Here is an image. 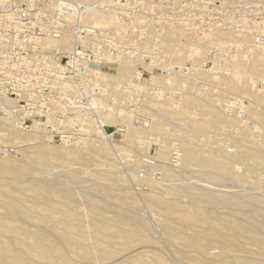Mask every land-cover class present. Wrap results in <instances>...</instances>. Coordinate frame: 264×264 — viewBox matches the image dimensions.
I'll return each instance as SVG.
<instances>
[{"label":"rangeland","instance_id":"374dc122","mask_svg":"<svg viewBox=\"0 0 264 264\" xmlns=\"http://www.w3.org/2000/svg\"><path fill=\"white\" fill-rule=\"evenodd\" d=\"M245 22L249 27L264 29V19L247 20ZM227 36L215 39L213 43L219 44L222 39L226 42H232L231 46H226L227 48L229 47V49L231 47V49H227L228 51L226 53L223 52L224 55L221 54L226 58L231 56L234 57L237 52V55L242 54L243 51L240 52L241 49L244 50L242 56L247 55L248 53L245 54L246 49L250 50L252 47L257 46L255 43L262 42L260 45L264 46V33L263 36H261L262 39L258 37L257 41V35H253V37L248 36V38L244 37L246 43H248V41L251 42L245 45V49L243 45L245 44L244 41L239 42V40H237L238 38L234 35L232 36L237 38H235V41L231 39L232 37ZM224 41H222V43ZM223 44H225V42ZM251 44L253 46H251ZM234 47L235 50L232 49ZM209 54L210 52H208L206 56L198 58L200 62H209L207 68L212 66L213 60L215 59L214 57H216L215 54L217 53L216 51L215 53L213 52L210 57ZM237 55H235V58L238 57ZM177 60L178 62L181 61V63L190 61L188 59L185 60V57L182 60L177 58ZM220 62L221 67L226 66L225 61ZM133 68L134 66L130 67L132 71L134 70ZM244 68H241V71L244 72L242 76L243 79L241 78L242 82L236 85H227L221 81L220 77H205L201 73L195 74V78L203 83L200 88L196 89L197 82L194 80L184 81L185 84L183 89L190 93H186L182 97V101L185 103L190 100V98H193L191 99L192 105H190L191 109L189 112H185L188 107L179 105V102H181L179 98H181L182 92L180 90L182 87H179L176 83L174 84V81L177 79L182 81L181 78L176 77L175 79H170L172 78L171 76L168 79L163 78L161 80V83H163L158 84L159 86L156 83L152 85L147 84L148 94L146 98L147 101H145L146 103L144 102V97L142 99L143 103L149 105L144 107V109L146 110L147 108L148 110L146 111L149 112L142 111L143 109L140 110L143 108L142 105L144 104H141L138 100L136 101L134 116L144 115L147 117V121H149L148 124H151L152 116L150 115L152 110L148 107H158L155 102L150 103L149 100H151L152 95L153 97L163 96L162 98H166L169 111L173 113H171L170 117H165L166 115L160 117L161 120L158 122L159 128L156 131H147L145 129L141 130L139 133H133L135 138H131L129 145L126 146L125 152L120 153L117 149L114 150L115 158H113V162L116 161L115 164L117 163L118 166L122 168L119 167L120 173L124 172L123 175L125 177L121 174L124 179L122 182L123 184H120L118 176L112 175L105 170V167H103L100 162H97L98 166L96 163L87 168L86 170L88 171H86L87 173L85 174V171H82V168H85L78 162H73V165L71 163V165L68 166H63L62 163L54 162L51 167L48 168L49 170L44 169L32 159H28L25 156L26 148H15L16 150L14 152L12 151L7 155L0 156V159L4 157L11 159L18 167L26 169L31 177L44 182L43 186H36L34 191L28 188V185L32 184H30L26 178L25 180L23 179V182L16 179V175L14 174H0V201L21 208L24 215L16 216L7 211L3 206H0V219L5 220V223L0 221V244L4 243L3 245H7L12 250L17 251L18 249L21 250V247L23 249L24 243L30 245L34 244L33 239L23 238V236L19 234V232L24 229L38 233L40 236H45V239H48V242L51 244L50 250L52 246H59V250L50 251V260L46 261L43 257L33 256V258L31 257L28 260V262L32 264H54L60 258V252L68 261H72L74 264H140L143 260L154 262V264H198V260H202L206 257L210 259L222 258L220 248L214 244L208 246V251L210 250L209 254L205 255L199 253V247L194 243V240L197 238L196 232L198 230V224H196L195 221H185L179 213H172L170 215V221H166L162 218L163 213L168 212L171 203H177L178 205L180 204L186 207L195 205L193 197L184 189V185H189L194 188L198 186L200 190L206 188L204 185H209L210 189L214 187V189L218 191L217 193H235L233 195L236 196L254 191L253 193H256L257 196L264 198L262 194L264 192V166H248L242 161L235 159L230 162V166L235 164L231 166V168L235 174L238 171L239 174L237 173L236 175L242 179L232 180L231 182V179L223 182H214L207 176L198 175L199 173L201 174V172L198 173L200 168L197 164H194L189 171V168L183 167V162L181 163L182 160L177 166L170 161L171 154L176 151L177 148L179 150L180 147L178 145L180 141L176 136H173L171 132L176 128L179 130H181L180 128L185 129V127L186 129L191 128L192 132H189L191 133L193 142L199 145L201 144L203 147L197 145L200 148H204L203 150L206 149L205 151L207 152L210 150V152L214 151L217 153L216 151H218V153H230L233 155L235 151L237 153V151L241 149H259L260 152L264 154V118L258 116V114H256V116L254 113L257 112L264 116V71L255 68ZM132 71H130V75ZM211 74L212 73H210L209 76H213V74ZM217 75L228 76L224 71ZM120 77L123 78V76ZM120 77L119 79H121ZM156 87L158 89H156ZM160 91L163 95H161ZM157 97L155 100L160 98ZM216 97L220 99L216 100ZM203 98H209L208 100L217 104L216 106L219 105L218 108L223 110V114H229H224L226 118H232L233 116L230 115L232 113L234 117L230 120H235L237 125L234 127L236 128L232 126L233 129H230L231 126L227 123L219 126L210 124V122L209 124L205 123L197 127L195 122H198V119L206 117V115L201 112V107L199 108L197 105L198 101ZM175 111H179V114ZM138 112L142 113L140 114ZM148 116H150V120ZM181 124H185L184 127H182ZM242 126L246 129L243 127L245 131L241 135H238L237 129L242 128ZM185 132H188V130ZM166 133L169 134L165 137ZM260 133L262 134L260 135ZM158 138L160 139L158 140ZM123 139L125 141L126 137L124 136ZM161 141L167 143L169 159L165 161V164L170 168L172 167L171 170L177 175L175 179L167 180L162 170L159 167H154L155 164L153 163L157 162ZM107 142L112 146L110 140H107ZM145 143L146 147L143 148ZM52 144L63 146L58 143ZM168 147L171 149L169 150ZM74 148L71 147L70 149L78 150L80 147H78V149L77 147ZM85 150L80 148L79 152L85 154L88 152ZM146 155L148 161L153 162L150 163L151 165L147 164L148 167H146L143 162ZM155 157L156 159H154ZM54 166L56 168L52 170ZM151 166H153V168ZM145 168H149V174H146L148 171H146ZM173 168L176 170L179 169L178 172H176L175 169L173 170ZM47 172L50 174L47 175ZM90 172H92L93 175L89 174ZM196 172L198 173L197 175ZM199 177L201 178V183L197 180ZM253 182H258L261 188L254 189L252 187ZM210 183L215 184L213 186ZM226 183L228 184L226 185ZM220 184L223 186H220ZM244 184L249 191H247ZM214 189H211V191H214ZM220 190L223 191L220 192ZM258 191L260 194H257ZM61 203H64L66 208H64ZM61 208H64L66 211L64 216L58 213V210ZM202 209L207 214H210L212 220L218 224H222L224 222L223 218H227L232 221L241 222L245 226H251L250 221L247 222V220L243 218V212L241 210L210 204H204ZM254 213L256 214L257 211H254ZM86 238L92 239L90 243L96 249L100 247L98 244L99 242L104 244L106 251L98 253L99 260L82 257L73 251L69 241L79 240L84 244L86 243ZM205 240L206 239L201 240V244H205ZM255 258V261H253L254 264H264V262L260 260V255H256ZM0 264L14 263L11 262L10 259L0 256Z\"/></svg>","mask_w":264,"mask_h":264},{"label":"built area","instance_id":"2783aa9c","mask_svg":"<svg viewBox=\"0 0 264 264\" xmlns=\"http://www.w3.org/2000/svg\"><path fill=\"white\" fill-rule=\"evenodd\" d=\"M103 15L115 26L97 24L94 16ZM262 19L264 0H0V117L61 145L81 144L102 129L107 140L124 143L130 126H150L146 116H134L147 84L175 74L200 88L194 73H220L216 58L231 46L223 39L211 44L209 57L218 55L207 68L196 56L177 63L180 55L169 54L164 37L183 30L192 44L217 32L240 41L257 35V41L264 29L245 21ZM48 40L58 45L49 47ZM124 60L134 64L130 77L119 84L105 76ZM106 115L113 120L106 123ZM7 150L0 147V156ZM180 161L177 149L171 162ZM143 162L151 163L147 155Z\"/></svg>","mask_w":264,"mask_h":264},{"label":"bare ground","instance_id":"6f19581e","mask_svg":"<svg viewBox=\"0 0 264 264\" xmlns=\"http://www.w3.org/2000/svg\"><path fill=\"white\" fill-rule=\"evenodd\" d=\"M94 20L97 24L105 26V27L110 26V28H111V27L115 26V22L112 20V18L107 17L106 15L94 16ZM227 35L232 37L231 39H234V41H235L236 37H233L230 34L217 32L215 35L208 38L207 42L206 41H200V42L198 41V42L192 44L190 39H186V38H188V34L186 32H184L183 30H179V31H173V32L169 33L166 37H164L162 39V45L167 49L169 54L180 55L177 57L179 60H182L184 57H186L187 59L188 58H194V56L200 58L202 56H206V54L209 51L210 44H213L215 42L214 41L215 39H219L220 37L223 38L224 36H227ZM229 36H227V37H229ZM246 37L248 38V36H246ZM249 39H251V38H249ZM237 40H239V39H237ZM69 41H70V37L67 36V37L63 38L61 43L65 46V48H68V46L70 44ZM243 41L245 43V44H243L244 49H245V45L248 43H251V42L248 41V43H246L245 42L246 39H244ZM239 42H240V40H239ZM230 43H232V42H230ZM195 44H196V47H194ZM252 44H251V46L254 45V44L253 45ZM258 44H260V43H258ZM47 45L49 47H56L58 45V43L55 41L48 40ZM228 49H229V47H228ZM232 49L235 50V47ZM240 49H241V47H240ZM227 51L228 50H226V52ZM238 51H239V49H238ZM242 51L244 53V50L241 49L240 52H242ZM246 51H245V54L246 53H248V54L245 56L244 55L242 56L243 53L239 54L240 55L239 56V55H237L238 52H237V54L234 52L235 55L238 56L236 58H235V55H234V57L231 56V57L226 58L220 54L219 55L217 54L218 55L216 58V67L218 69L217 71H219V72L224 71L226 73V75H228L227 77H225V75L218 76L217 75L218 72L215 74L212 73L213 76H209L210 73L206 70H203V69L196 71L194 73V75L201 73L205 77H212V78L213 77H220L221 81H223L227 85L228 84L229 85L239 84L242 82V79H243L242 76L244 75V72L241 71L242 67L243 68L245 67L244 69L255 68V69H260V70L264 71V46H254L250 50L246 49ZM186 52H187V54H186ZM185 54H186V56H184ZM186 58H185V60H186ZM227 60L230 62H228ZM220 61H225V62L227 61L225 63L226 66L221 67ZM177 63L183 64V63H181V61L177 62ZM131 66H134V64L131 61L124 60V61L120 62L118 65L111 67V71L109 73H105V76L108 77L110 80L117 79V83L120 84L125 78L131 76L130 75V71H132V69H130ZM225 67H227V68H225ZM116 71H117V73H116ZM208 73H209V75H208ZM120 76H123V78H121ZM170 76L172 77L170 79H175L177 77V76H175V74H171ZM119 77L121 79H119ZM159 78H161V77H159ZM158 81H160V83H161V79L160 80L158 79ZM184 81H186V80L181 81V80L177 79L174 81V84L176 83V85H178L179 87H182L180 90L182 93H181V98H179V99H181L180 100L181 102H179V105L180 106L185 105V107H188L185 112H189L191 109L190 105H192L191 99H193V98H190V100H188L185 103L182 101V99H183L182 97L186 93H190V92H187L186 90L183 89L184 84H185ZM156 89H158V88L156 87ZM157 92H158V90H157ZM150 93H152V92H150ZM161 95H163L162 92H161ZM156 97H153V95H152V98L150 97L151 100H149L150 103L155 102L158 106L157 108L156 107L153 108L151 106L148 107V108H150V110H152L151 115H150V116H152L150 126L149 127L130 126L127 129V132L125 134L126 140L124 141V143H122V141H111L112 146H110L107 142L106 137H105L104 130L102 129V132H101L102 135L99 133V131L95 132V134L91 138H89L87 141H85L81 144L57 146L56 144H52V142L41 131L20 130L17 128V126L13 123V121L11 119L0 117V144H1L0 147H6V148L10 149V150L4 151V153H6L4 155H7L12 151L14 152L16 150L15 148H26L27 150L25 152V156L28 159H32L35 163H37L38 165H40L44 169L50 168L54 162L62 163L63 166L71 165V163L73 165V162H78L79 164H81L85 168V169L82 168V171H85L84 173L86 174L87 173L86 171H88V170H86L87 168H89L92 165H95L97 162H100V164L103 167H105V170L110 172L112 175L114 174V175L118 176V178H119L118 180L121 184L124 181L123 177H125V176L123 175L124 172L120 173V170H119L120 166H118L117 163L115 164L116 161L113 162V158H115L114 150L117 149L120 153L125 152L126 146L129 145V141L131 140V138L132 137L135 138V135H134L135 133H139L141 130H145V129L147 131H149V130L156 131L159 128L158 122H160V120H161L160 117H162V115H166L165 117H170L171 113H173V112L169 111V108H168L169 105L167 104L166 98H162L163 96H158V97H160V98L157 97L159 100L158 99L155 100ZM208 99L203 98L199 101L197 100L198 101L197 105L199 106V108L201 107L200 108L201 112L204 113L206 115V117L203 119H198V122H195L196 126L198 127V126H201L202 124H205V123L209 124V122H210V124L219 125V126H222L224 123H227L229 126H231L230 129L232 128V126H233V128H236V127H234L235 125H237L235 120L234 121L230 120L234 117V115H232V113H231L230 115L233 117L232 118H229V117L226 118L224 116V114H226V113L223 114V112H222L223 110L218 108L219 105L216 106L217 104H214L213 102L209 101ZM217 99H220V98L216 97V100ZM145 103H143L144 105H142L143 108H141V109L139 108L140 110H142V109H143L142 111L148 110L147 108H146V110L144 109V107L149 106V105H146ZM219 103H221V102H219ZM141 104H142V102H141ZM221 106H223V105H221ZM178 108H180V107H178ZM146 112L148 113L149 111H146ZM175 112L177 114H179V111H175ZM249 112H251V111H249ZM138 113H140V112H138ZM254 113H255V115L258 114V116H262L264 118L263 115H261L257 112H254ZM226 115H229V114H226ZM150 116H148V119ZM112 120H113V118L110 115H106V117H105L106 123L107 122L109 123ZM245 124H244V126H245ZM184 125H182V127H184ZM244 126H242V128H240V129L237 127L238 128L237 129L238 135H241L245 131L244 129H246V128ZM197 127H196V129H197ZM239 127H241V126H239ZM243 127H244V129H243ZM246 127H247V125H246ZM180 129L181 130L176 128L171 133L173 136H176L177 139L180 141V144H178L180 146L179 150H180V152H183V153H181L182 154L181 163L183 162V167L189 168L188 169L189 171H190V168H192V166L194 164L199 165V168L201 171L200 170L199 171L197 170V171H198V173L201 172V174L200 173L198 174L196 172V175L197 174L203 175L204 177L207 176L211 180H213L214 182L215 181L223 182V181H226L229 179H231L230 180V182H231L232 180H241L242 179L241 177L236 175L238 173V171L235 174L231 168V166H233L235 164L230 166V162L235 160V159L242 161L243 163H245L248 166L249 165H251L253 167H256V165L264 166V154H262L259 149H256V150L255 149L254 150L241 149V150L237 151V153L235 151V154H233V155H231L230 153H227V154L218 153V151H216L217 153H215L214 151L210 152V150H209V152H207V151H205L206 149L203 150L204 148L199 147L201 144L199 145L197 143L199 145L198 146L196 143L193 142V139L191 138L192 137L191 133L189 132V131H191V128L186 129V127H185V129L184 128H180ZM187 130H188V132H185ZM198 130H199V128H198ZM168 134L166 133L165 137ZM261 134L262 133H260V135ZM259 137H261V136H259ZM161 138H163V137H161ZM167 138H169V137H167ZM261 138H263V137H261ZM159 139L160 138H158V140ZM170 139H171V137H170ZM257 143H259V142H257ZM171 145H172V143H171ZM160 146L161 147L159 148L160 152H159V156H157L158 157L157 162H154V163L151 162V163L155 164L154 167H159L162 170V173L167 180L175 179L177 177L176 173H174L171 170L172 167L170 168L168 165L165 164L166 163L165 161H167L169 159V153L167 151V143L165 141H161ZM71 147H73V148L77 147V149H78V147H80L81 149L83 148L84 150L86 148V150L88 152L85 154L80 153L79 152L80 148L78 150H71L70 149ZM144 147H146V143H145V146H143V148ZM217 148H219V147H217ZM170 149L171 148H169V150ZM4 155H1V156H4ZM154 159H156V157ZM147 161H148V159H147ZM170 161H171V157H170ZM97 166H98V163H97ZM99 167H101V166H99ZM151 167L153 168V166H151ZM55 168H56L55 166L52 167V170ZM98 168H97V170H98ZM174 169L175 168H173V170ZM145 170L148 171V173H146V174H149V168L148 169L145 168ZM178 170H176V172H178ZM45 173H46V171H45ZM45 173H43V174H45ZM50 173H51V170H50ZM50 173L47 172V175ZM179 173L181 174L180 171H179ZM0 174H14V175H16V179L23 181V182L26 178L30 182V184H32V185H28V188L30 190H34V191L36 189V186L41 187L44 184L43 181L38 180V179L37 180L34 179L33 177H31L29 175V173L27 172L26 169L18 167L11 159L6 158V157L0 159ZM89 174L93 175L92 172H90ZM121 174L123 175V177ZM94 175H95V173H94ZM248 175H250V174H248ZM262 175H263V173H262ZM257 176H258V174H257ZM204 177H202V178H204ZM248 177H250V176H248ZM152 178H154V177H152ZM200 179L201 178L199 177V179H197V180L200 181ZM204 179H206V178H204ZM255 180H256V178H255ZM246 182H247V180H246ZM160 183H164V182H160ZM200 183H201V181H200ZM149 184H151V183H149ZM214 184H211V185L214 186ZM227 184L228 183H226V185ZM235 184H237V183H235ZM199 186H200V184H199ZM208 186L209 185H207V186L204 185V187H206L207 189L206 188L203 189V187H202L203 190H200V187H198V186H197V188H194V187L189 186V185H184L183 186L184 189L188 191V193L190 194L191 197H193L195 205H193L192 207H186V206H183L180 204L178 205L177 203H171L170 207L168 209V212H164L162 218L166 221H170V215L172 213H179L185 221H189V222L195 221L196 224H198V230L196 232L197 238L194 240V243L198 245L199 253H203L205 255L209 254L210 250L208 251V246L210 244L217 245L220 248L222 258L210 259V258L205 256L206 258H204L202 260H198V264H254L253 261H255L254 259H256L255 258L256 255H260L261 256L260 260H262L264 262V198L257 196L256 193H253L254 191L251 193L250 192L246 193V194L241 195V196L233 195L235 193H233V194H230L227 192L226 193H217L218 191L215 190L214 187H211V189H214V191H216V192H214L213 190L211 191L210 186L209 187ZM220 186H223V185L220 184ZM244 186H245V184H244ZM252 187L254 189H256V188H259L260 186H259L258 182H253ZM228 188H227V190H228ZM246 189H247V187H246ZM205 190H210V191H205ZM221 191H223V190H220V192ZM229 191H230V189H229ZM247 191H249V190L247 189ZM257 194H260L259 191ZM262 194L264 195V192ZM204 204L222 205L223 207L241 210L243 212V218L245 220H247V222L250 221L251 226H245L241 222L232 221L231 219L229 220L227 218H223L224 222L222 224H218L217 222H214L212 220V217L210 216V214H207L205 211H203L202 207L204 206ZM0 206H3L7 211H9L12 214H15L16 216L23 215V213H22L23 211L21 210V208L15 206V205H11L9 203H3V201H0ZM62 206L64 208H66L64 203L62 204ZM64 208H61L58 210V213L62 216H64L66 213ZM254 211H257V213H256L257 215L254 213ZM0 221L5 223L4 219H0ZM19 234L21 236H23V238L26 237L28 239H33L34 244L30 245L28 243H24L23 249L21 247V250L18 249V251L12 250L7 245H3L4 243L0 244V256L10 259V261L13 262L14 264H32V263H29L28 260L31 257L33 258V256L43 257L46 261H48L51 259L50 251L59 250V246H56V245L52 246L51 250H50L51 244L48 242V239H45V236H40L38 233L22 229L19 232ZM203 239H206L205 244H201V240H203ZM91 240H92L91 238H88V239L86 238L85 239L86 243H84V244L81 243L79 240H70L69 242H70L71 247L73 248V251L76 254L81 255L82 257L99 260L98 253H101V252L103 253L106 251V249H105L104 244L102 242L98 243L100 246L98 249L94 248L90 243ZM59 256H60V258L54 264H74L72 261H68L62 255L61 252H60ZM140 264H154V262H149L147 260H143Z\"/></svg>","mask_w":264,"mask_h":264}]
</instances>
